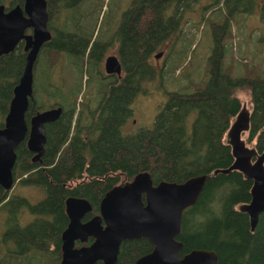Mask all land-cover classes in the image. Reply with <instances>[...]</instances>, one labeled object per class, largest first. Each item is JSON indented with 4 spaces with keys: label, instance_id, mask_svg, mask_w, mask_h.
Returning a JSON list of instances; mask_svg holds the SVG:
<instances>
[{
    "label": "trees",
    "instance_id": "16d2710c",
    "mask_svg": "<svg viewBox=\"0 0 264 264\" xmlns=\"http://www.w3.org/2000/svg\"><path fill=\"white\" fill-rule=\"evenodd\" d=\"M185 1L131 0L109 36L110 41L118 44L121 75L98 77V98L93 103L90 97H83L77 111L79 88L71 89L72 94L68 90V95L60 92L62 99L69 103L49 106L60 105L62 110L58 118L45 123L46 143L41 161H32L25 138L15 148L14 180L19 178L24 184H36L45 189V196L32 203L27 197L10 193L0 185V208L7 211L8 218L12 216L5 234L18 247L15 253L49 251L52 264L55 254L59 261L61 232L68 223L66 197L86 198L92 206L85 216L88 218L99 211V202L107 190L131 180L140 170H148L154 183L162 179L183 181L195 174H207L197 200L182 212L177 236L183 243L180 255L193 248H205L216 252L220 264H264V210L251 231L247 213L237 208L239 203L249 200L252 180L236 169L209 176L214 168L229 166L233 161L224 135L241 106L236 94L238 89L248 88L252 101L246 138L255 139L258 152L264 148V66L261 62H243L242 74L233 76L234 56L224 65L234 15L247 8L243 0L211 2L220 5L223 1V5L219 6L216 16L207 15L213 37L207 57V78L198 84L202 78L191 82L195 84L193 91H168L151 127H140L128 133L121 129L131 115V102L142 83L156 74L150 61L155 57L154 52L170 34L180 30ZM22 2L15 0L10 5ZM62 3L66 7L73 5L66 0ZM61 8L60 0H47V25L52 35L41 46L36 62L43 59L50 69L60 53H68L73 63L80 62V76L86 67L87 82L92 81L91 73L100 70L99 62L107 43H103L102 49V44L94 39L90 46V37L81 39L80 33L53 25V15ZM27 31L30 32V28ZM80 40L84 41L78 46L76 42ZM25 55L22 40L12 51L0 55V126ZM44 108L48 107L37 100L34 89L25 111L26 121ZM190 114L193 118L188 124L186 118ZM25 209L34 215V220L21 225L18 216ZM151 248L152 244L144 237L123 240L116 264H134L139 255ZM0 258L11 262L12 252L3 251Z\"/></svg>",
    "mask_w": 264,
    "mask_h": 264
},
{
    "label": "water",
    "instance_id": "95a60500",
    "mask_svg": "<svg viewBox=\"0 0 264 264\" xmlns=\"http://www.w3.org/2000/svg\"><path fill=\"white\" fill-rule=\"evenodd\" d=\"M47 0H23L22 4L6 6L0 3V55L12 51L23 41L26 51L23 69L13 86V94L0 126V185L8 192L13 187L15 148L25 138L33 153L32 161H41L45 151V123L59 117L60 105L37 110L25 119L29 99L33 95V70L38 52L51 37L48 28ZM30 28V32L27 29ZM162 51L156 52L158 58ZM106 73L121 75L118 55L104 58ZM251 108L241 102L224 135L231 147L233 161L229 166L216 167L209 176L232 169L250 178V198L237 208L247 213L250 230L256 227L264 210V148L258 152L246 142L243 133L250 126ZM207 174H195L183 181L159 180L154 183L148 170L136 172L131 180L114 185L99 202V214L83 219L91 210L90 202L81 196L65 199L68 223L61 232V255L56 264H115L120 243L124 239L145 237L152 244L151 251L141 255L135 264H220L215 251L194 248L183 255L177 236L183 210L192 205L205 185ZM89 244L76 246V240Z\"/></svg>",
    "mask_w": 264,
    "mask_h": 264
},
{
    "label": "rangeland",
    "instance_id": "374dc122",
    "mask_svg": "<svg viewBox=\"0 0 264 264\" xmlns=\"http://www.w3.org/2000/svg\"><path fill=\"white\" fill-rule=\"evenodd\" d=\"M3 1V4L9 6L15 0ZM62 1L60 0L61 10L59 9L53 15V25L61 30L78 32L81 39L84 37H90L91 40L97 39L102 44V49L103 43H107V47L103 51V59L99 62L100 70L93 71L91 73L92 81L87 82V68H84L85 72L83 69V74L80 76V62L73 63L74 60L70 55L62 52L56 63L51 64L53 68L49 69L43 59L40 62H35L33 90L35 89L37 100L41 101L44 107H49L57 103L66 106L69 102L62 99L61 94L68 95L66 94L68 90L79 88L76 94L77 111L78 102L83 97H90L93 103L98 98L96 80L106 74L104 57L110 53L118 55V44L112 42L113 40L110 41L109 36L113 33L115 26L119 24L121 13L128 7L131 0H66L67 4H73L69 6L70 8L66 7ZM187 1L184 3V12L179 24L180 30L170 34L164 40L162 47L154 52L162 51L158 58L152 56L150 59L156 68V74L142 83L140 91L132 100L131 115L121 127L123 133L137 131L140 127H151L157 112L165 103L168 91L190 92L194 90L193 86L195 85L191 82L202 78L197 82L198 84L207 78V57L211 51L213 39L207 15L210 13L216 16L223 1L220 2V5L211 4L212 0H190L188 3ZM249 1L243 0V4L247 5V8L235 13V23L233 22L231 25V36L227 39L228 50L224 57V65L230 62L234 56L233 76L242 74L243 62L249 64L261 62L264 66V40L262 39L264 37V0H253L252 3ZM228 2H233V0H228ZM203 12H205L204 15ZM74 39L76 41V38ZM76 44L80 46L81 43L78 41ZM49 83H53V85L51 86ZM47 88L48 93L46 94ZM236 94L242 103L245 102L247 107H252L248 88L238 89ZM190 115L186 118L188 124L193 118V114ZM1 118L0 115V121ZM243 136L249 145H254L255 139L247 140V131L243 133ZM10 193L25 196L30 202L36 203L45 196V189L36 184H24L17 178L14 180ZM6 212L5 209L0 208V257L3 251L7 254L12 252L13 261L5 262L0 258V264H13L15 261H19L20 264H52V256L49 251L32 250L26 255L15 253L18 247L5 234L6 227L12 223L10 221L12 216L8 218ZM18 220L23 225L34 220V215L25 209L19 214ZM4 234L6 240L3 239ZM9 258L8 255L7 260ZM54 261V264L58 261L56 254Z\"/></svg>",
    "mask_w": 264,
    "mask_h": 264
},
{
    "label": "flooded vegetation",
    "instance_id": "af4514ba",
    "mask_svg": "<svg viewBox=\"0 0 264 264\" xmlns=\"http://www.w3.org/2000/svg\"><path fill=\"white\" fill-rule=\"evenodd\" d=\"M84 38H85V37H84ZM83 41H84V40H80L79 42L83 43ZM112 42H115V40H113ZM89 43H90L89 45L91 46V45L94 43V39L91 40ZM116 44H117V43H116ZM90 46H89V47H90ZM107 55H108V54H107ZM116 55H117V54H116ZM104 58H105V57H104ZM106 74L108 75V74H113V73H106ZM32 154H33V153H32ZM91 207H92V206H91ZM91 209H92V208H91ZM90 211H91V210H90ZM90 211H88V212H90ZM88 212L85 213V215H84V217H83L84 220H85V219H89V218L92 217L93 215L99 214V211H98L97 213L92 214L90 217L85 218V216H86V214H87ZM179 233H180V232H179ZM140 238H141V237H140ZM144 238H145V237H144ZM134 239H137V238H134ZM146 239H147V238H146ZM124 240H130V239H124ZM147 240H148V239H147ZM92 241H93V237L90 236L86 242H80L79 240H76L75 245L78 246V245H81V244H89V243H91ZM122 241H123V240H122ZM122 241H121V242H122ZM148 241H149V240H148ZM180 241H181V240H180ZM149 242H150V241H149ZM150 243H151V242H150ZM120 244H121V243H120ZM151 244H152V243H151ZM152 248H153V244H152ZM152 248H151V250H152ZM193 249H194V248H193ZM151 250H149V251H151ZM149 251H148V252H149ZM145 253H147V252H145ZM145 253H143V254H145ZM143 254H141V255H143ZM141 255H139L138 257H140ZM117 257H118V255H117ZM138 257H137V258H138ZM137 258H136V259H137ZM136 259H135V261H136ZM135 261H134V264H135ZM116 262H117V260H116ZM116 262H115V264H116ZM95 264H96V263H95Z\"/></svg>",
    "mask_w": 264,
    "mask_h": 264
}]
</instances>
